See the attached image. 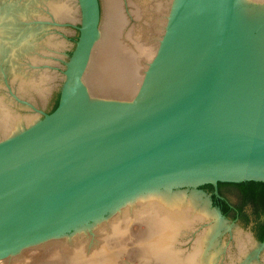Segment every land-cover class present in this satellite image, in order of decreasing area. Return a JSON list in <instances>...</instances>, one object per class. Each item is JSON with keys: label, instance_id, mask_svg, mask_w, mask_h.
<instances>
[{"label": "water", "instance_id": "obj_1", "mask_svg": "<svg viewBox=\"0 0 264 264\" xmlns=\"http://www.w3.org/2000/svg\"><path fill=\"white\" fill-rule=\"evenodd\" d=\"M244 181L264 0H0V264H264Z\"/></svg>", "mask_w": 264, "mask_h": 264}, {"label": "trees", "instance_id": "obj_2", "mask_svg": "<svg viewBox=\"0 0 264 264\" xmlns=\"http://www.w3.org/2000/svg\"><path fill=\"white\" fill-rule=\"evenodd\" d=\"M57 103L58 102H56L54 109L56 108ZM217 186H218L219 194L223 195L224 197L226 196L224 192L225 188L229 190L230 189L234 190L237 193V195L241 200V204L236 206L239 213L241 212L243 206L247 203H249L252 206L253 213L256 216L264 212V182H259V181H244L240 183L219 182ZM201 188L207 192H212L213 190L210 184H205L201 186ZM211 198L213 204L218 206L224 215L226 216L231 215V210L228 207V205L225 203V201L216 198L214 195H212ZM259 226H260L259 239H262L264 237V224Z\"/></svg>", "mask_w": 264, "mask_h": 264}, {"label": "flooded vegetation", "instance_id": "obj_3", "mask_svg": "<svg viewBox=\"0 0 264 264\" xmlns=\"http://www.w3.org/2000/svg\"><path fill=\"white\" fill-rule=\"evenodd\" d=\"M212 192H213V190H212ZM212 192H209V193H212ZM218 192H219V190H218ZM220 196L223 198L221 200L225 201V203L228 205V207L231 210V215L233 217L231 215L228 216V217H230V219H233V220H237L238 221V220H240V219H242L244 217L246 219V221L248 223L250 222V225H252V226H258V227H260L259 225H263L264 224V222L262 221V215L264 214V212L261 213V214H258V216H256L253 213L252 206L249 203H247V204H245L243 206L241 212L239 213V211L237 210L236 206L237 205H240L241 202L239 204H235L231 200H229L227 198V196H225V197L223 195H220ZM246 209H247L248 214L246 213ZM258 240L259 241H264V237L262 239H259V236H258Z\"/></svg>", "mask_w": 264, "mask_h": 264}]
</instances>
